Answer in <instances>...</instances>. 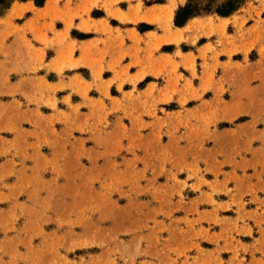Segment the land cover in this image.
Masks as SVG:
<instances>
[{"label": "rangeland", "instance_id": "rangeland-1", "mask_svg": "<svg viewBox=\"0 0 264 264\" xmlns=\"http://www.w3.org/2000/svg\"><path fill=\"white\" fill-rule=\"evenodd\" d=\"M225 1L128 52L127 92L23 94L1 50L0 264H264V0Z\"/></svg>", "mask_w": 264, "mask_h": 264}, {"label": "crops", "instance_id": "crops-1", "mask_svg": "<svg viewBox=\"0 0 264 264\" xmlns=\"http://www.w3.org/2000/svg\"><path fill=\"white\" fill-rule=\"evenodd\" d=\"M184 2L44 0L36 5L33 0H8L0 7V52H12L9 64L18 77L12 88L35 94L37 82L58 84V79L48 81L46 68H52L58 75L73 69V80L88 87L94 75L121 78L120 84L111 87L127 92L132 88L127 85L137 84L141 77L127 80L142 71L141 65L127 57L128 52L140 47L149 36L156 41L167 33L177 35L187 25L200 21L194 17L183 27L172 25L175 9ZM84 68L89 71L88 78L77 71Z\"/></svg>", "mask_w": 264, "mask_h": 264}, {"label": "trees", "instance_id": "trees-1", "mask_svg": "<svg viewBox=\"0 0 264 264\" xmlns=\"http://www.w3.org/2000/svg\"><path fill=\"white\" fill-rule=\"evenodd\" d=\"M33 1L36 5H41L44 0ZM236 1L237 0H226L224 4H221L218 8H216L215 12L221 16H226L230 14L233 10L237 8V5L234 4ZM201 9L202 8H199L198 6H196V4L188 2L176 11L174 17V24L177 26H182L189 18L198 15ZM204 9H208L207 11H209V6Z\"/></svg>", "mask_w": 264, "mask_h": 264}]
</instances>
